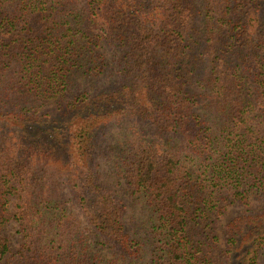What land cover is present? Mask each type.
<instances>
[{
  "label": "trees",
  "instance_id": "16d2710c",
  "mask_svg": "<svg viewBox=\"0 0 264 264\" xmlns=\"http://www.w3.org/2000/svg\"><path fill=\"white\" fill-rule=\"evenodd\" d=\"M2 124L37 141L0 139V264H264V205L207 230L264 203V0H0ZM117 127L105 157L153 212L146 242L101 178Z\"/></svg>",
  "mask_w": 264,
  "mask_h": 264
},
{
  "label": "rangeland",
  "instance_id": "374dc122",
  "mask_svg": "<svg viewBox=\"0 0 264 264\" xmlns=\"http://www.w3.org/2000/svg\"><path fill=\"white\" fill-rule=\"evenodd\" d=\"M121 129L120 128H113L109 131V134L106 136V138L102 140H99V147L97 148V160L99 163V170L101 174L102 180L106 184L112 185L118 194L124 198L127 209L125 214L126 219V225L127 228L131 229V233L135 235L136 238L141 239L142 241L146 242L148 239V232L149 228L152 222V211L147 207L145 202L137 197H134L130 195L128 191V187L124 181L123 178L120 176H117L109 167L108 161L105 157V151H104V144L106 146H111L114 143V137L111 134L118 133ZM35 134V133H34ZM16 136L17 138H20L25 143H30L32 140L37 141V139H34L32 137L31 133L26 130H19L15 129L12 126H9L7 124L0 125V139L3 136ZM40 140V137H35ZM43 138V137H42ZM1 143V142H0ZM63 198L65 199V206L72 211L74 214L76 213V216L78 219H82V216L74 203L73 199H69V194H64ZM14 201L12 200L9 208L12 209V203ZM264 203H260L257 201H250L247 204H239L235 203L232 205H227L224 209V212L219 217H214L209 222L208 231L212 229L218 237L220 238L219 243L222 244V231L223 226L225 223L234 215L245 212V211H251L260 208ZM84 224V222L82 221ZM18 225L15 221L8 222L3 229V235L6 236L9 240V248L10 256L13 252H15L20 245L24 242V239L22 236L18 233ZM85 234L83 236H86V240L89 243V247H93V251L99 250L101 254L105 255L106 258H111L113 256L112 253H114V256H118V253H115L114 250H109L106 247H103L99 240H91L88 239V236L86 235V231L84 230ZM44 243H38V247L43 250ZM213 259L215 263L219 262V259L215 256V251L213 253ZM146 260V259H144ZM144 261H136V262H125L124 264H143Z\"/></svg>",
  "mask_w": 264,
  "mask_h": 264
}]
</instances>
